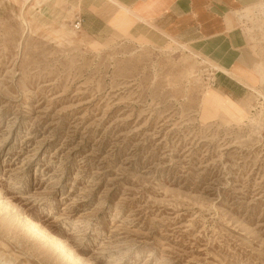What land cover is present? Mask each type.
Returning a JSON list of instances; mask_svg holds the SVG:
<instances>
[{
	"label": "rangeland",
	"instance_id": "obj_1",
	"mask_svg": "<svg viewBox=\"0 0 264 264\" xmlns=\"http://www.w3.org/2000/svg\"><path fill=\"white\" fill-rule=\"evenodd\" d=\"M241 1L247 43L216 47L264 66V0ZM76 18L0 0V264H264V77L202 121V41Z\"/></svg>",
	"mask_w": 264,
	"mask_h": 264
},
{
	"label": "crops",
	"instance_id": "obj_2",
	"mask_svg": "<svg viewBox=\"0 0 264 264\" xmlns=\"http://www.w3.org/2000/svg\"><path fill=\"white\" fill-rule=\"evenodd\" d=\"M97 1L79 0L81 28L92 35L116 32L122 36L130 34L136 24L144 27L142 30L147 26L157 31L161 37L186 46L198 56L200 54L188 43H204L207 56L200 57L213 72L203 94L202 121L216 117L235 118L239 101L264 77L261 63L252 67L246 64L249 61V57H244L247 50L242 49L241 56L235 54L233 57L216 47L220 40L227 41L232 48L247 43L246 33L240 26L241 18L237 15L241 12L239 7L244 5L241 0H115V3L108 0L112 5Z\"/></svg>",
	"mask_w": 264,
	"mask_h": 264
},
{
	"label": "built area",
	"instance_id": "obj_3",
	"mask_svg": "<svg viewBox=\"0 0 264 264\" xmlns=\"http://www.w3.org/2000/svg\"><path fill=\"white\" fill-rule=\"evenodd\" d=\"M75 26L77 28L81 26V19L80 18H76V20H75Z\"/></svg>",
	"mask_w": 264,
	"mask_h": 264
},
{
	"label": "bare ground",
	"instance_id": "obj_4",
	"mask_svg": "<svg viewBox=\"0 0 264 264\" xmlns=\"http://www.w3.org/2000/svg\"><path fill=\"white\" fill-rule=\"evenodd\" d=\"M263 4H264V3H262V5H261L262 7H263ZM261 6H260V7H261ZM263 10H264V9H263ZM261 74H262V73H261Z\"/></svg>",
	"mask_w": 264,
	"mask_h": 264
}]
</instances>
